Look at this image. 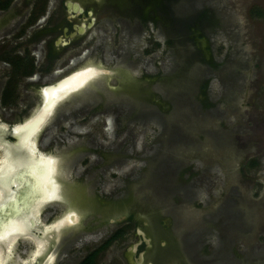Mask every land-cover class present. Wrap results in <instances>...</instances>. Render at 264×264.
<instances>
[{"label": "flooded vegetation", "instance_id": "obj_1", "mask_svg": "<svg viewBox=\"0 0 264 264\" xmlns=\"http://www.w3.org/2000/svg\"><path fill=\"white\" fill-rule=\"evenodd\" d=\"M205 1L0 0V166L2 148L25 141L34 148L28 167L40 173L52 162L55 186L29 218V233L1 243L0 264H39L38 242L53 227L41 264H79L95 253L98 264L124 242H132L125 258L136 254L133 264H148L149 253L166 247L152 236L146 214L124 202L141 176L149 186L166 172H191L174 150L213 109L223 65L213 54L222 20ZM81 73L87 77L80 87L51 97ZM176 77L182 79L170 84ZM25 171L11 176L0 200L7 217L31 204ZM199 173L198 185L188 182L191 174L173 189L186 197L201 190L209 167ZM7 204L21 210L10 216ZM155 204L166 215L160 227L186 242L174 203Z\"/></svg>", "mask_w": 264, "mask_h": 264}, {"label": "rangeland", "instance_id": "obj_2", "mask_svg": "<svg viewBox=\"0 0 264 264\" xmlns=\"http://www.w3.org/2000/svg\"><path fill=\"white\" fill-rule=\"evenodd\" d=\"M205 2L222 20L221 44L213 54L223 65L221 78L213 82V109L207 110L202 128L190 127V139L174 150L179 165H193L191 172H166L149 186L141 176L131 184L134 193L128 188L124 205L146 214L143 219L154 239L166 241V247L147 256L152 264H264V0ZM203 167H209V174L201 190H191L186 197L173 189L191 174L188 182L198 185L202 172L195 174ZM117 180L114 183H124ZM151 186L155 190L149 193ZM164 200L176 206L173 211L186 242L160 227L166 215H160L155 202ZM131 243H114L112 253L98 264H133L136 254L124 256Z\"/></svg>", "mask_w": 264, "mask_h": 264}, {"label": "bare ground", "instance_id": "obj_3", "mask_svg": "<svg viewBox=\"0 0 264 264\" xmlns=\"http://www.w3.org/2000/svg\"><path fill=\"white\" fill-rule=\"evenodd\" d=\"M85 75L86 74H82V73L79 75H76L74 78L70 79L69 81H66L63 84L59 85L55 91H53L54 89L52 88L53 90L50 92L51 97H55L57 93L60 94L61 91H63L64 89H67V88H69L71 90L77 89L85 81V79L87 77V76L85 77ZM38 119L41 120V117ZM37 127L38 126L31 127V132H32L30 134L31 136H33L36 133L35 130L37 129ZM28 138H29V136H28ZM28 138H26V139H28ZM33 149H34L33 146H31L29 143H27L25 141H22L20 146L12 147L11 149H8L6 147L2 148V150H4L5 157L3 159L2 165L0 166V181H2V183H0V200H3L4 197H6L9 194V187H10L9 186V180H10L11 176L13 174H16L19 170H22V169L26 170L25 171L26 177L25 176L24 177L26 178L27 181H29V183H31V188H32L34 193L32 195L33 198L31 200V204L29 207H27L26 211L25 210L21 211L20 216H15V217L11 218L10 223L12 224V227L9 228V230L6 231L4 237L2 239H0V245H3L1 243H4L5 241L11 240L12 237H15L18 235L28 234L30 231L29 218H32V217L35 218L37 208L41 204V203L39 204V202L44 200L45 198L48 199V198L54 196V187L55 186L53 184V181L51 180V176H52V173L54 170L52 162L49 163V165L43 166L42 170L40 169L41 170L40 173H37L36 167H28L29 164L32 163V160H31L29 154H31L33 152ZM27 154H28V156H27ZM11 155L13 156L12 159H10ZM27 173H28V175H27ZM31 226H33V225H31ZM33 228H36V227L33 226ZM37 228H39V227H37ZM54 229H55V227L50 229L48 232H45L44 236L38 242V244H39L38 248H40V250L42 252L40 255V258L39 259L37 258L39 260V264H41V261H44L42 259H45V257H46V254H47L46 251L48 249L47 245H48V242L50 243V234H51V231H54ZM3 247H5V246H3ZM5 248L7 249V247H5ZM32 262L33 261H31V263Z\"/></svg>", "mask_w": 264, "mask_h": 264}, {"label": "snow or ice", "instance_id": "obj_4", "mask_svg": "<svg viewBox=\"0 0 264 264\" xmlns=\"http://www.w3.org/2000/svg\"><path fill=\"white\" fill-rule=\"evenodd\" d=\"M89 71H91V70H89ZM0 183H2V181H0ZM10 220H11V218L10 217H6L3 214V210L0 209V239H2L4 237L6 231L9 230V228L12 227V224L10 223Z\"/></svg>", "mask_w": 264, "mask_h": 264}, {"label": "trees", "instance_id": "obj_5", "mask_svg": "<svg viewBox=\"0 0 264 264\" xmlns=\"http://www.w3.org/2000/svg\"><path fill=\"white\" fill-rule=\"evenodd\" d=\"M250 166L255 167L256 166V162L255 161L254 162L253 161L250 162ZM96 254L97 253L88 255L79 264H96V260H95L96 259Z\"/></svg>", "mask_w": 264, "mask_h": 264}, {"label": "water", "instance_id": "obj_6", "mask_svg": "<svg viewBox=\"0 0 264 264\" xmlns=\"http://www.w3.org/2000/svg\"><path fill=\"white\" fill-rule=\"evenodd\" d=\"M72 8L74 9V8H76V6L74 5V6H72ZM263 164H264V161H263ZM17 198L19 199L20 196H17ZM6 206H7V207H6ZM4 208H5L6 210L10 211V216H11V214H13V212H14V213H19V210H21V208L16 207V206H14V208H12L11 206H9V204L5 205ZM8 211H6V212H8ZM4 215H7V213L4 214ZM6 217H7V216H6ZM140 263H141V262L139 261V264H140ZM148 264H152V263L149 262Z\"/></svg>", "mask_w": 264, "mask_h": 264}]
</instances>
